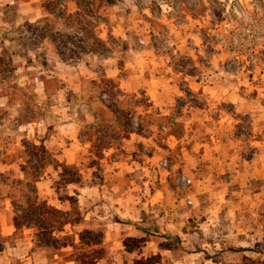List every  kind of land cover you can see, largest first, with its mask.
<instances>
[{
  "label": "rangeland",
  "instance_id": "rangeland-1",
  "mask_svg": "<svg viewBox=\"0 0 264 264\" xmlns=\"http://www.w3.org/2000/svg\"><path fill=\"white\" fill-rule=\"evenodd\" d=\"M11 5L0 0V264L215 257L203 247L223 238L228 221L202 204L253 193L264 204V49L234 41L240 10L257 8L249 0H55L46 17L25 21ZM77 77L93 82L101 118L90 115L92 93ZM68 119L83 123L80 170L56 165L57 146L44 144ZM128 133L137 150L125 153ZM257 212L256 222L242 221L264 264ZM206 214L213 220L204 224ZM232 222L229 231L243 226Z\"/></svg>",
  "mask_w": 264,
  "mask_h": 264
},
{
  "label": "crops",
  "instance_id": "crops-1",
  "mask_svg": "<svg viewBox=\"0 0 264 264\" xmlns=\"http://www.w3.org/2000/svg\"><path fill=\"white\" fill-rule=\"evenodd\" d=\"M51 1L55 0H4V2H9L10 4L14 3L15 5H11L8 8L10 12H12V15H15V18L19 20H28V21H33L36 20V18H44L48 15V4ZM114 5H111V10H115ZM124 22L128 21L129 17L124 16ZM125 28V27H124ZM120 29V26L117 24L116 27H114L115 31H118ZM118 70L116 72L111 73L112 75L117 76ZM91 74H95L92 72ZM139 77V75H137ZM141 78V77H139ZM79 80V85H81V91L83 86H87L86 92H91V98H88L86 100V106L87 109L89 110L90 115L95 118H101V114H106L104 110L106 109L104 105L101 103L96 102L94 99V88H93V82H91V79L84 80L78 79ZM130 80V79H129ZM89 82L87 84V82ZM196 87H193L192 90L197 92L198 96L202 94L204 89H195ZM91 89V90H90ZM132 90V89H131ZM130 90V91H131ZM84 102V101H83ZM77 112V111H75ZM70 120V121H68ZM68 120H63L61 124L55 128L49 129V133L47 134L46 140H44V144L46 148H49L52 150L53 146H57V159L59 160L58 164H65L67 168H74V170H80L82 166H80V162L82 160L80 159V156L82 151H79V149H82V144H83V137H81V125L83 124L80 119H68ZM63 130V133H58L57 130ZM56 130V132H55ZM134 133H128L124 135L122 140L125 141L124 146L121 147L124 152H133L137 150V146L133 144L134 140ZM121 140V137H120ZM59 146V147H58ZM79 164V165H78ZM55 166V165H53ZM75 166V167H74ZM257 195V194H256ZM253 193V197L248 198L249 201L245 200V198H238L236 200L232 198H228L225 200L224 203H218V204H211L210 202H204L201 206L203 210H207L208 212H211L212 214V208L213 210H218L220 208V218L224 219V221H228V224L224 223V228L226 231H221L225 232L223 234V238H220L216 242H212L210 245L208 243L205 244V247H203L204 254L206 251H208L209 254H213L215 252L218 253L217 255L214 256H207L205 254V258L203 259V264H258L257 260H254L256 256V251H255V246L253 243H249L248 240L252 239V232L251 229H247L249 231H244L245 228V222L244 220L248 222V220L251 221V223H254V221H257V215H258V210L261 208L264 209V204L259 201V197L255 196ZM49 202H51L53 205L55 202L52 201V199H49ZM56 202L59 204L61 200L56 199ZM61 206V205H60ZM251 206L253 207L251 209ZM250 207V208H248ZM60 208V207H59ZM249 213L245 214V212ZM210 214V213H209ZM194 216V215H193ZM195 217V216H194ZM202 218V217H201ZM212 221L213 218L211 216H208L207 214L204 215L203 218V223L206 224L207 221ZM243 220V221H242ZM232 221H238V224L243 225L241 228L238 226L235 228L236 231H229L231 227ZM199 225V224H198ZM247 227H250L248 225ZM253 227V226H252ZM254 228V227H253ZM252 228V230H254ZM15 230V228H13ZM7 232V231H5ZM216 231H204V236L207 234H215ZM231 233L233 235V238H235L236 243H231L227 242L228 238H226L229 234ZM11 233V231H9ZM227 240H226V239ZM245 238V240H244ZM246 241V242H244ZM201 251L200 249H196L195 247L191 249L190 253L195 257L197 254ZM199 257V256H198ZM196 264V263H195Z\"/></svg>",
  "mask_w": 264,
  "mask_h": 264
},
{
  "label": "built area",
  "instance_id": "built-area-1",
  "mask_svg": "<svg viewBox=\"0 0 264 264\" xmlns=\"http://www.w3.org/2000/svg\"><path fill=\"white\" fill-rule=\"evenodd\" d=\"M253 8H257V15L251 16L244 9L239 12V19L242 23L241 28L236 36L235 43H239V48L242 51H247L251 48L264 49V6L259 0H249ZM161 166L166 167L165 160L160 161ZM180 180L185 185L190 184V180L181 176ZM190 203V202H189Z\"/></svg>",
  "mask_w": 264,
  "mask_h": 264
}]
</instances>
